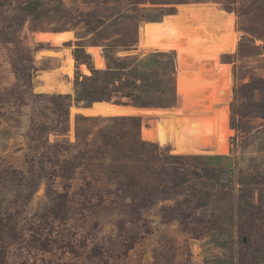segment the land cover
I'll return each instance as SVG.
<instances>
[{"label": "rangeland", "instance_id": "1", "mask_svg": "<svg viewBox=\"0 0 264 264\" xmlns=\"http://www.w3.org/2000/svg\"><path fill=\"white\" fill-rule=\"evenodd\" d=\"M29 1L40 2L39 18L25 15ZM178 1L0 0V264H264V0ZM211 3L235 17L237 46L219 55L229 78L214 59L188 53L187 84L200 81L207 92L190 89L186 108L178 93V52L145 47L142 30L146 19L164 18L163 8L176 6L177 14L179 4ZM197 21L188 19L197 29L190 34L201 32L208 48L210 35ZM64 28L74 38L62 45L37 38ZM79 45L97 69L123 59L132 75L162 82L170 80L169 58L156 53L168 52L177 102L147 108L172 112L180 105L192 121L215 118L227 107L234 130L228 153L175 154L171 145L144 139L143 127L161 120L156 110L72 112L85 107L74 100L76 77L92 74L75 59V53L84 58ZM92 46L99 47L103 68ZM68 50L74 74L60 78L72 91L43 92L42 76L65 65ZM129 101L114 94L108 102L134 106ZM118 116L141 117L139 139L157 147L136 146L137 129ZM214 155L226 157L209 161Z\"/></svg>", "mask_w": 264, "mask_h": 264}, {"label": "bare ground", "instance_id": "2", "mask_svg": "<svg viewBox=\"0 0 264 264\" xmlns=\"http://www.w3.org/2000/svg\"><path fill=\"white\" fill-rule=\"evenodd\" d=\"M191 6L197 7L191 8ZM178 7L180 10L177 14L164 15V18L159 21L145 22L142 30V45L161 51L176 50L178 52L180 59V71L177 75L178 93L182 97V105L185 103L184 106L186 107L189 106L187 100L189 102L191 95L190 89L196 92L203 91L204 93L207 90L205 89L206 87L201 85L203 83H200V81L198 82V86H188L186 71L184 69L188 53L190 52L194 57H198V60L202 57L214 59L216 69L229 78V65L220 63L219 55L225 52H233L237 46L238 37L234 27L235 17L230 12L221 10L217 4H179ZM190 17L199 21H197L200 25L198 27L199 31H204L207 36L210 35L208 42L210 41L212 45L208 48L205 45L207 43L201 37L203 36L201 32H198V35L195 33L196 35L191 36L190 32L195 31L194 29L196 28H193L191 23H188ZM213 32H222V34L214 37L213 35L215 33ZM185 36L187 37L185 45L188 43V46H183ZM219 36H221L220 40H218ZM37 38L40 41L51 42L57 46L72 40L74 34L70 30H62L60 32L42 31L37 33ZM89 50L94 55L98 67L103 68L105 61L100 53L99 47L92 46L89 47ZM66 52V64L58 70L42 76L44 85L41 87V90L43 92L59 91L63 93L72 91L71 84L62 82L60 78V73H65L70 78L74 74L73 55L70 53V50ZM40 54L43 55V52H40ZM44 54L52 56L57 54V52L47 50L44 51ZM83 68L86 74H91L90 69L86 66H83ZM198 80H201V78H198ZM204 109L207 110L206 108ZM153 110L157 111L156 113L161 120L153 128L143 127L142 134L144 139L159 142L161 146L171 145L175 154H201L204 152H211L212 154L228 153L229 138L233 135L234 130L229 126V110L227 107L223 108L221 114H218L219 116L215 118L208 115H203L200 118V115V117L192 121H188V118L185 117V110L180 105L172 109V112H169L166 108H141L119 105L108 101L95 102L91 107H72V112L102 116L138 114L140 111L151 114ZM197 114H199L198 110ZM179 115L182 117L180 118Z\"/></svg>", "mask_w": 264, "mask_h": 264}, {"label": "trees", "instance_id": "3", "mask_svg": "<svg viewBox=\"0 0 264 264\" xmlns=\"http://www.w3.org/2000/svg\"><path fill=\"white\" fill-rule=\"evenodd\" d=\"M186 0H179L177 3H186ZM40 7L39 1H29L25 6L22 7V9L25 11V15H33L36 14L35 17L39 18L40 12H38V9ZM164 15L166 14H176L177 8L176 6H171L168 8H163ZM147 21H159L161 19H152L148 18ZM42 30V29H38ZM62 30H68L67 28L64 29H57L55 31H62ZM242 43V42H241ZM78 49H82L83 52L82 56H84L83 60L80 61L79 55L75 53V59L77 62H80L82 64H86L89 69L91 70V75L83 76V79L80 80L79 77H76L75 80V87L77 98L75 97L74 100L79 104L83 102V105L85 107H91L92 104L95 102H101V101H111L114 94L120 95L122 98H129L131 101L130 104L136 106V107H152V106H161V107H170L173 106L176 101V68L174 59L169 55L168 52H158L156 54L162 55V57L167 56L169 59H167L168 64L170 65V80L168 82H162V79L156 77L155 75H144L142 73L141 76L137 74H131L130 71H127V64L124 66L126 60H115L114 66L109 65L108 69L105 71L97 69L91 64L89 58L90 55L87 53L83 46L79 45ZM153 54L151 59L153 57H156ZM159 57V56H158ZM125 73H124V72ZM80 80V81H79ZM81 82L84 86L81 90L80 84ZM64 98L72 99V94H67L64 96ZM158 101V103H155L154 101ZM118 102V101H117ZM120 103V101L118 102ZM122 103V102H121ZM80 117L84 116H77L78 120ZM235 117V115H234ZM120 121H122L124 124H128L131 122V124L134 125L136 130V137L138 139L136 140V146H140V149L144 150L146 149V146H155L156 144L152 142H147L145 140H141L140 138V131H141V124L142 119L139 116H118L116 117ZM95 119V118H93ZM235 128V127H234ZM107 135V134H106ZM139 154V152H138ZM226 156L222 155H214V156H207L209 161L218 160L221 158H225ZM170 159L176 160L178 159V156L170 155ZM142 159V158H138ZM121 170V169H120ZM134 179V178H133ZM132 179V180H133ZM60 197H64V195H60ZM65 205V202L62 203Z\"/></svg>", "mask_w": 264, "mask_h": 264}]
</instances>
